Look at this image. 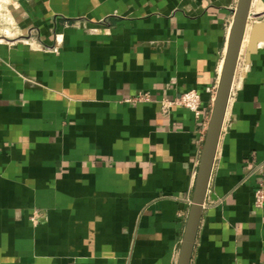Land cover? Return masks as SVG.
Masks as SVG:
<instances>
[{"label":"crops","instance_id":"0c3cea01","mask_svg":"<svg viewBox=\"0 0 264 264\" xmlns=\"http://www.w3.org/2000/svg\"><path fill=\"white\" fill-rule=\"evenodd\" d=\"M19 2L24 38L0 40V264H177L207 130L161 101L195 89L212 112L239 0ZM251 16L192 264H264V0Z\"/></svg>","mask_w":264,"mask_h":264},{"label":"water","instance_id":"95a60500","mask_svg":"<svg viewBox=\"0 0 264 264\" xmlns=\"http://www.w3.org/2000/svg\"><path fill=\"white\" fill-rule=\"evenodd\" d=\"M253 1L254 0H239L234 13V19L202 149L191 208L186 221L177 264H192L196 241L206 204L207 193L228 112L232 87L248 23L251 17ZM254 31H257V26ZM255 32L249 42V51L251 53H254L259 46V41Z\"/></svg>","mask_w":264,"mask_h":264},{"label":"built area","instance_id":"2783aa9c","mask_svg":"<svg viewBox=\"0 0 264 264\" xmlns=\"http://www.w3.org/2000/svg\"><path fill=\"white\" fill-rule=\"evenodd\" d=\"M251 21H252V16L250 17L248 27ZM244 50H245V46L240 54L235 79L237 77V74L239 73V69L245 68V62L243 61L244 60L243 59ZM217 89H218V84L214 88L208 89V93L212 95L213 102H214V99L217 93ZM236 92H237V85L235 84V80H234L229 104L235 98ZM136 101L151 102V97L149 94L144 93V94H140L139 96L133 99L128 100V102H136ZM202 104H203V100H202V96L200 92H198L195 89H191V90H188L182 93L180 96L174 99H167V98L163 99L161 101V109L164 113L168 114L174 108H178V107L185 108L191 111L199 121H203V122L206 121L205 130H207L210 117H211V113L208 115L206 111L203 109ZM255 207L258 209L264 208V185L263 184H260V186L255 192ZM32 219L34 222H37V216H34Z\"/></svg>","mask_w":264,"mask_h":264},{"label":"rangeland","instance_id":"374dc122","mask_svg":"<svg viewBox=\"0 0 264 264\" xmlns=\"http://www.w3.org/2000/svg\"><path fill=\"white\" fill-rule=\"evenodd\" d=\"M23 14L24 8L19 0H0V40L10 41L24 38L21 36ZM250 39L251 36L250 38L248 36L245 46Z\"/></svg>","mask_w":264,"mask_h":264},{"label":"bare ground","instance_id":"6f19581e","mask_svg":"<svg viewBox=\"0 0 264 264\" xmlns=\"http://www.w3.org/2000/svg\"><path fill=\"white\" fill-rule=\"evenodd\" d=\"M247 38H248V36H246V39H245V41L243 42L242 50H243V48H244V46H245V44H246V42H247ZM260 45H261V43H260Z\"/></svg>","mask_w":264,"mask_h":264}]
</instances>
